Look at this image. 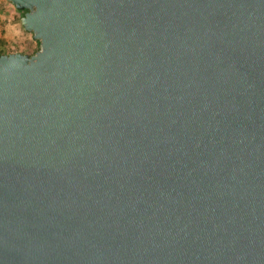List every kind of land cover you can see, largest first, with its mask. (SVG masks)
I'll use <instances>...</instances> for the list:
<instances>
[{
    "label": "water",
    "instance_id": "water-1",
    "mask_svg": "<svg viewBox=\"0 0 264 264\" xmlns=\"http://www.w3.org/2000/svg\"><path fill=\"white\" fill-rule=\"evenodd\" d=\"M0 264H264V0H8Z\"/></svg>",
    "mask_w": 264,
    "mask_h": 264
},
{
    "label": "rangeland",
    "instance_id": "rangeland-1",
    "mask_svg": "<svg viewBox=\"0 0 264 264\" xmlns=\"http://www.w3.org/2000/svg\"><path fill=\"white\" fill-rule=\"evenodd\" d=\"M19 16L20 13L10 1L0 3V38L2 39L0 48L31 54L34 52L36 43L32 38V32L20 25Z\"/></svg>",
    "mask_w": 264,
    "mask_h": 264
},
{
    "label": "trees",
    "instance_id": "trees-1",
    "mask_svg": "<svg viewBox=\"0 0 264 264\" xmlns=\"http://www.w3.org/2000/svg\"><path fill=\"white\" fill-rule=\"evenodd\" d=\"M23 11H24V10H17V12L20 13V15L23 13ZM0 41H2L1 38H0ZM34 42L36 43V46H35V49H34V51H35V50H37L38 47H39L38 39H37V38L34 39ZM11 51H15V50H12V49H10V50H4V49H1V48H0V53L11 52Z\"/></svg>",
    "mask_w": 264,
    "mask_h": 264
},
{
    "label": "crops",
    "instance_id": "crops-1",
    "mask_svg": "<svg viewBox=\"0 0 264 264\" xmlns=\"http://www.w3.org/2000/svg\"><path fill=\"white\" fill-rule=\"evenodd\" d=\"M5 1H6V0H0V3H1V4H2V3L4 4ZM16 11H17V10H16Z\"/></svg>",
    "mask_w": 264,
    "mask_h": 264
}]
</instances>
